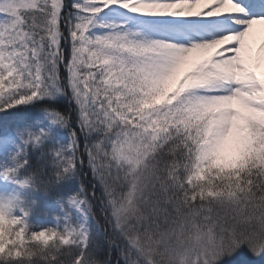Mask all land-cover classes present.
<instances>
[{
    "label": "snow or ice",
    "instance_id": "obj_1",
    "mask_svg": "<svg viewBox=\"0 0 264 264\" xmlns=\"http://www.w3.org/2000/svg\"><path fill=\"white\" fill-rule=\"evenodd\" d=\"M0 264L264 260V0H0Z\"/></svg>",
    "mask_w": 264,
    "mask_h": 264
},
{
    "label": "rangeland",
    "instance_id": "obj_2",
    "mask_svg": "<svg viewBox=\"0 0 264 264\" xmlns=\"http://www.w3.org/2000/svg\"><path fill=\"white\" fill-rule=\"evenodd\" d=\"M221 264H254V262L246 252H241L230 261L225 260ZM255 264H264V260L256 261Z\"/></svg>",
    "mask_w": 264,
    "mask_h": 264
},
{
    "label": "trees",
    "instance_id": "obj_3",
    "mask_svg": "<svg viewBox=\"0 0 264 264\" xmlns=\"http://www.w3.org/2000/svg\"><path fill=\"white\" fill-rule=\"evenodd\" d=\"M11 115H12V113L0 114V123H2L3 121L8 120Z\"/></svg>",
    "mask_w": 264,
    "mask_h": 264
}]
</instances>
